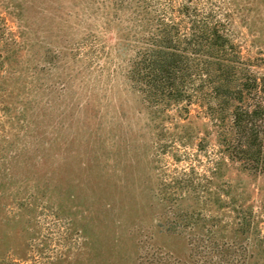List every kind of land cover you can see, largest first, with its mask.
<instances>
[{
  "label": "rangeland",
  "instance_id": "374dc122",
  "mask_svg": "<svg viewBox=\"0 0 264 264\" xmlns=\"http://www.w3.org/2000/svg\"><path fill=\"white\" fill-rule=\"evenodd\" d=\"M122 2L0 0L22 49L0 73V87L12 73L13 96L11 118L0 110V264L189 261L187 237L165 232L174 216L162 191L177 176L200 189L206 158L159 137L125 85ZM252 7L264 36V0ZM249 186L263 193L264 179Z\"/></svg>",
  "mask_w": 264,
  "mask_h": 264
},
{
  "label": "trees",
  "instance_id": "16d2710c",
  "mask_svg": "<svg viewBox=\"0 0 264 264\" xmlns=\"http://www.w3.org/2000/svg\"><path fill=\"white\" fill-rule=\"evenodd\" d=\"M122 4L125 34L117 37V49L125 56V85L158 123L159 137L169 135L177 148L206 158L200 189L178 176L163 188L174 216L165 232L187 237L185 264L264 263V192L249 186L264 179V36L252 0ZM5 27L0 16V73L7 74L22 49ZM6 77L0 110L9 120L12 73ZM168 123L171 131L163 128Z\"/></svg>",
  "mask_w": 264,
  "mask_h": 264
}]
</instances>
